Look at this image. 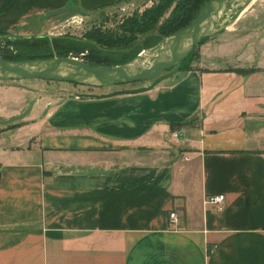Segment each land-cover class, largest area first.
Masks as SVG:
<instances>
[{"label":"crops","instance_id":"1","mask_svg":"<svg viewBox=\"0 0 264 264\" xmlns=\"http://www.w3.org/2000/svg\"><path fill=\"white\" fill-rule=\"evenodd\" d=\"M126 1L0 0V32L49 36L74 12L49 10ZM205 60L0 124V264H264V79Z\"/></svg>","mask_w":264,"mask_h":264},{"label":"rangeland","instance_id":"2","mask_svg":"<svg viewBox=\"0 0 264 264\" xmlns=\"http://www.w3.org/2000/svg\"><path fill=\"white\" fill-rule=\"evenodd\" d=\"M158 1L127 0L121 7L118 6L110 11H103L90 17L74 11L73 15L54 28V34L45 37V39L41 40V43H36V45L33 44L35 41L32 39L13 41L7 36H0V55L6 58H23L27 56L28 52L32 55L31 53H38L42 49L53 48L52 55L79 56L83 61L98 64L100 62L88 57L89 46H84L83 44L81 46L88 48L85 49L79 46L77 49H69L63 53H59L56 50L59 47L55 48L56 45L52 43L53 36L57 38V42L58 38L61 40L59 43H65L62 40L64 36L94 42V37L89 35V33L96 30V28L106 30L107 33L111 34L120 33L121 28L118 25L124 22L127 16L132 14L140 15ZM175 1L171 0L170 4L166 7L163 12L164 17H167L171 13ZM78 14H81L82 17L78 16ZM231 16L233 19L226 27L219 32L206 36L196 45L192 55L183 63L181 62V64L186 65L189 63V65H196V62H199L203 56L206 59L205 61L209 59L207 64L223 65L227 68L235 69L238 73L250 76L254 75V78L264 79V0H250L238 14L233 12ZM28 47H30L31 51ZM105 47L102 46V48ZM148 51L150 50L145 49L144 52ZM123 56L122 52L112 54V58L116 60ZM177 72H181V70ZM143 83H145V80L97 86L38 77L0 79V112L3 113L0 117H8L20 112L26 106L27 100L33 96H37L38 99L35 109L40 110L46 100L51 99L58 102L66 97L68 93L79 96V94L87 92H107L117 88L139 86ZM22 120L21 118L14 122L18 124ZM10 124H6V126H10Z\"/></svg>","mask_w":264,"mask_h":264},{"label":"water","instance_id":"3","mask_svg":"<svg viewBox=\"0 0 264 264\" xmlns=\"http://www.w3.org/2000/svg\"><path fill=\"white\" fill-rule=\"evenodd\" d=\"M250 0H206L196 16L185 26L166 35L148 52L141 50L135 57L115 65L90 64L74 56L33 57L9 59L0 55V79L44 78L50 80L73 81L89 85H112L145 80V83L107 92L83 93L92 97H108L122 93H135L153 88L161 80L174 75L181 61L200 43L204 36L222 30L232 21L231 14L238 12ZM66 10L85 14L75 5H66L49 10L44 17ZM27 100L20 112L8 117H0V124L6 125L26 116L36 100Z\"/></svg>","mask_w":264,"mask_h":264},{"label":"trees","instance_id":"4","mask_svg":"<svg viewBox=\"0 0 264 264\" xmlns=\"http://www.w3.org/2000/svg\"><path fill=\"white\" fill-rule=\"evenodd\" d=\"M205 1L206 0H176L171 13L167 17H164L163 12L170 4L171 0H159L152 7L146 9L142 14H132L127 16V19L118 25V27L121 28L120 33L111 34L107 33L106 30L96 28V30L89 33V35L94 37V42L82 41L74 37L64 36L62 40H64L65 43H59L61 40L58 38L57 42V38H54L53 36L52 43L53 45H56L55 48L59 47L56 49L59 53H63L69 49H77L79 46L85 49L88 48L84 47L85 45L89 46L88 57H91V59L97 60L100 63L115 65L135 57L142 49L153 48L163 37L188 24L196 16ZM155 28H157V30H155ZM0 36H7L13 41H26L27 39H32L35 41L33 43L35 45L36 43H41V40L47 37L46 35L12 36L2 32H0ZM205 37L206 36H204L201 41ZM82 44L84 46H81ZM102 46L106 47L102 48ZM28 48L30 50V47ZM52 49H42L38 53H31L32 55L28 52L26 57L9 59L48 57L52 56ZM193 51L194 49L181 62L183 63L189 58ZM118 52H122L124 56L117 60L113 59L112 54ZM2 57L6 58L5 56ZM88 63L96 64L93 62ZM190 66L189 63L186 65L181 64L180 69H187ZM16 124L17 122H13L10 126Z\"/></svg>","mask_w":264,"mask_h":264},{"label":"built area","instance_id":"5","mask_svg":"<svg viewBox=\"0 0 264 264\" xmlns=\"http://www.w3.org/2000/svg\"><path fill=\"white\" fill-rule=\"evenodd\" d=\"M73 56V55H71ZM79 58V56H74ZM80 59V58H79ZM176 134V133H175ZM224 199L223 193H212L207 194L204 198V203L212 206L215 209H220L222 207V200ZM168 218L171 226H176L178 222V214L175 210H170L168 214Z\"/></svg>","mask_w":264,"mask_h":264}]
</instances>
